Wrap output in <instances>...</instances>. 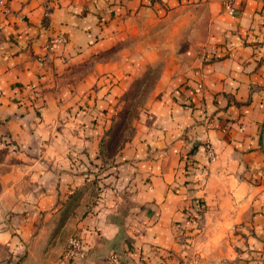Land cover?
I'll return each instance as SVG.
<instances>
[{"label":"crops","instance_id":"0c3cea01","mask_svg":"<svg viewBox=\"0 0 264 264\" xmlns=\"http://www.w3.org/2000/svg\"><path fill=\"white\" fill-rule=\"evenodd\" d=\"M157 62L121 162L69 216L83 264L112 251L128 264H264V0H0V164L33 180L16 205L48 217L85 182L71 160L96 156L108 100ZM192 147L194 188L180 160Z\"/></svg>","mask_w":264,"mask_h":264},{"label":"rangeland","instance_id":"374dc122","mask_svg":"<svg viewBox=\"0 0 264 264\" xmlns=\"http://www.w3.org/2000/svg\"><path fill=\"white\" fill-rule=\"evenodd\" d=\"M163 64L145 63L130 78L124 79L122 88L108 100L110 109L106 113V127L101 133L96 156L86 160L77 156L71 160L78 167L76 172L87 179L73 187L64 199H58L48 217L34 203L16 205L23 195L31 193L33 180L22 170L5 176L3 167L6 164H0V264L86 263L84 259L72 260L67 255L69 237L78 236L83 239L74 219L68 221L69 216L82 201L83 209L78 213V221L101 195L100 180L108 169L121 162L120 151L132 141L137 132V121L156 92ZM120 80L114 84H119ZM95 118L94 124L97 123ZM112 126L115 127L108 132L107 129ZM9 143L11 141L0 144V161L6 159ZM223 241L221 238L220 243L223 244Z\"/></svg>","mask_w":264,"mask_h":264},{"label":"built area","instance_id":"2783aa9c","mask_svg":"<svg viewBox=\"0 0 264 264\" xmlns=\"http://www.w3.org/2000/svg\"><path fill=\"white\" fill-rule=\"evenodd\" d=\"M228 11L233 12V8L229 5H227ZM64 39V36L62 34H58L56 37L52 39V43L62 41ZM205 150H206V156L209 160H212L215 157V152L211 145L206 142L205 143ZM69 246L67 249V255L72 260H80L84 259L86 257V252L83 247V241L82 238L78 236H71L69 237ZM107 264H128L124 258L117 252L112 251L109 253L107 257Z\"/></svg>","mask_w":264,"mask_h":264},{"label":"trees","instance_id":"16d2710c","mask_svg":"<svg viewBox=\"0 0 264 264\" xmlns=\"http://www.w3.org/2000/svg\"><path fill=\"white\" fill-rule=\"evenodd\" d=\"M115 126L110 127L108 132H110L111 129H113ZM193 152V147L190 148L187 153L183 157L180 158L182 165H183V170H184V179L182 182L184 184H188L190 188H194L196 185H194V177L196 176L197 168H198V163L197 159L193 158L190 154ZM203 173V174H202ZM205 173L200 172L198 176L196 177V183L197 184H202L203 179H204ZM191 206L194 208V211H196V214L193 215L196 219L198 216L201 214L204 205H203V200L200 197H195L194 198V203L191 204ZM188 216L191 217V214L188 213Z\"/></svg>","mask_w":264,"mask_h":264}]
</instances>
